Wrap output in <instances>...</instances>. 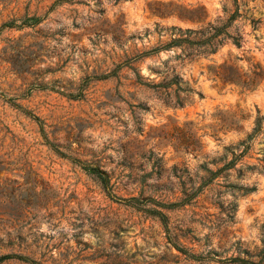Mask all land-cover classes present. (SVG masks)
I'll return each mask as SVG.
<instances>
[{
  "label": "rangeland",
  "instance_id": "obj_1",
  "mask_svg": "<svg viewBox=\"0 0 264 264\" xmlns=\"http://www.w3.org/2000/svg\"><path fill=\"white\" fill-rule=\"evenodd\" d=\"M238 6L212 52L234 0H0V257L264 264V0Z\"/></svg>",
  "mask_w": 264,
  "mask_h": 264
},
{
  "label": "trees",
  "instance_id": "obj_2",
  "mask_svg": "<svg viewBox=\"0 0 264 264\" xmlns=\"http://www.w3.org/2000/svg\"><path fill=\"white\" fill-rule=\"evenodd\" d=\"M234 3L236 5V10L235 12L231 15V17L229 18L228 20V23L226 25H224L223 27L221 28H218L215 33L213 34V36L210 38V41L211 39L213 41H215V45L214 47L211 46L212 48V52H214L216 50V48L221 45L224 41L226 40H230L233 44H235L236 46H240L241 45V37L239 36H233L231 35L229 32H228V28L237 20L241 17L240 13H239V6H238V0H234ZM39 20H36V23H38ZM29 26L28 23L24 22L22 23L21 25H16L14 22H11V23H7L5 25H3V28H22L24 26ZM190 33V32H187V34ZM189 42V39L186 38V39H175V40H172L169 44H166V45H161L151 51H148V52H145V53H142L140 55H136L134 58L131 59V61L135 62L143 57H146V56H149V55H153L155 53H158L162 50H166V49H169V48H172V47H175V46H178V45H181L182 43H188ZM121 68H123V65H120L116 68V70L110 72L109 74L107 75H101V76H94V77H90L87 79L86 83L90 82V81H100V80H107L111 77H114L117 75V72L118 70H120ZM136 77L138 79H140V76L136 73ZM224 81L225 82H235L234 79H231L230 77H224ZM176 86L178 88V90L181 89V87L179 86V79L177 78L175 81H173L171 84H170V87L171 86ZM40 89H46V87H38ZM189 91V90H188ZM82 93H79L77 95H67V97L71 98V99H80L82 98ZM0 97H3L5 98L8 102L12 103L13 102V99L11 98H7L3 93L0 92ZM183 104V99H181L180 97H177L176 99V102H175V105H178V106H181ZM17 106V105H16ZM33 120H35L37 122V124L39 125L40 127V130H41V133L43 135L44 138H46V134H45V131H44V125H43V122L36 116H34L33 114L31 113H27ZM243 154L239 155V157H242ZM234 163V161L232 162ZM86 170L90 171L91 173L95 174L98 178V180L100 181V183L102 184L103 188L105 189V191L107 192L108 196L116 201V202H119V203H123V204H126V205H132L133 202H136L137 200L136 199H123V198H120L118 196H116L113 191H112V186L110 184L111 180H110V177L102 170H100L99 168L97 167H91V166H85L84 167ZM161 214V213H160ZM162 216V219H164V216L161 214ZM185 254L188 258H192V259H195V256L191 253H183ZM8 260H17V261H20L22 263H25V264H39L37 261L33 260V259H30L28 257H25V256H21V255H8V256H4V257H0V264L8 261ZM244 264H255L253 262H249V261H243ZM256 264H262V262H259V263H256Z\"/></svg>",
  "mask_w": 264,
  "mask_h": 264
}]
</instances>
